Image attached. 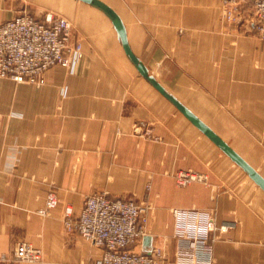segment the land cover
<instances>
[{
  "label": "crops",
  "instance_id": "0c3cea01",
  "mask_svg": "<svg viewBox=\"0 0 264 264\" xmlns=\"http://www.w3.org/2000/svg\"><path fill=\"white\" fill-rule=\"evenodd\" d=\"M32 1L0 0V23L23 10L61 14L83 59L73 73L51 69L44 85L0 79V257L26 241L42 250L39 264H95L103 249L68 233L64 211L107 193L149 206L145 235L168 264L194 210L228 228L210 233L214 264H264V191L140 75L104 13ZM101 1L156 79L264 177V41L252 25L226 28L222 0ZM182 170L208 183L179 187ZM49 192L58 206L42 216Z\"/></svg>",
  "mask_w": 264,
  "mask_h": 264
},
{
  "label": "built area",
  "instance_id": "2783aa9c",
  "mask_svg": "<svg viewBox=\"0 0 264 264\" xmlns=\"http://www.w3.org/2000/svg\"><path fill=\"white\" fill-rule=\"evenodd\" d=\"M222 20L227 27L237 25L245 15V24L264 41V0H222ZM236 23V24H235ZM83 59L77 45L73 22L60 15L47 13L38 18L27 10L0 23V79L16 83L44 85L47 73L61 67L73 73ZM179 187L192 183H208L204 173L182 170L174 175ZM58 206L54 192H49L46 206L38 213L49 215ZM149 206L128 199H114L107 193H94L85 198L80 213L72 206L64 211L65 230L77 232L86 240L103 249L95 264H167L163 248L154 247L149 253L132 249L145 236ZM196 223L180 229L177 264H214L213 239L210 233L218 228L213 217L199 211L189 212ZM43 260L41 249L20 241L10 256L0 257L1 264H37Z\"/></svg>",
  "mask_w": 264,
  "mask_h": 264
},
{
  "label": "water",
  "instance_id": "95a60500",
  "mask_svg": "<svg viewBox=\"0 0 264 264\" xmlns=\"http://www.w3.org/2000/svg\"><path fill=\"white\" fill-rule=\"evenodd\" d=\"M104 13L112 22L117 32L123 49L140 75L148 81L157 91L170 101L196 128L208 137L223 153H225L236 165H238L263 191L264 177L252 167L239 153H237L224 139H222L211 127L202 121L193 111L185 106L174 94L169 92L150 72L149 68L135 55L128 41L127 29L118 13L101 0H79ZM153 250V239L150 235L143 237L142 251L149 253Z\"/></svg>",
  "mask_w": 264,
  "mask_h": 264
},
{
  "label": "rangeland",
  "instance_id": "374dc122",
  "mask_svg": "<svg viewBox=\"0 0 264 264\" xmlns=\"http://www.w3.org/2000/svg\"><path fill=\"white\" fill-rule=\"evenodd\" d=\"M26 2H28V4H29V6L30 7H36V3L35 2H33L32 0H26ZM32 13V12H31ZM33 15H35V16H37V17H39V15H36V14H34V13H32ZM54 14V13H53ZM55 15H60V16H63V15H61V14H55ZM245 15H242V16H240V19H242L239 23H237V25H240V24H244V22H246V18L244 17ZM65 17V16H64ZM67 18V17H66ZM221 22L223 23V25L226 27V28H229V27H227V22H225L224 20H222V15H221ZM73 24H74V33H75V23L73 22ZM236 24V23H235ZM234 26V25H233ZM232 26V27H233ZM255 33V32H254ZM255 35L258 37V35L255 33ZM259 38V37H258ZM260 39V38H259ZM263 41V40H262ZM221 227H223V226H221ZM218 228H220V227H218ZM227 230H228V228H227ZM226 230V231H227ZM219 232H221V233H224V232H226V231H220V230H218ZM20 242V241H19ZM18 243V242H17ZM16 243V244H17ZM31 244V243H30ZM34 246V245H33ZM38 248V247H37ZM40 249V248H39ZM166 252V251H165ZM166 255H167V253H166ZM3 256V255H2ZM8 256V255H7ZM10 256V255H9ZM43 259H44V257H43ZM43 262V260L40 262V263H42ZM1 264V263H0ZM37 264H39V263H37ZM167 264H168V257H167Z\"/></svg>",
  "mask_w": 264,
  "mask_h": 264
}]
</instances>
